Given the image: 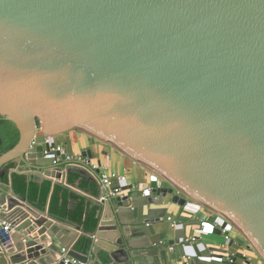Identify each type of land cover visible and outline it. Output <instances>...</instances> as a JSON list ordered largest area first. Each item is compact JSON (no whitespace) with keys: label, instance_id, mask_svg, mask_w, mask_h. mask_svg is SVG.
<instances>
[{"label":"water","instance_id":"95a60500","mask_svg":"<svg viewBox=\"0 0 264 264\" xmlns=\"http://www.w3.org/2000/svg\"><path fill=\"white\" fill-rule=\"evenodd\" d=\"M0 117L18 132L5 152L0 132V264H64L65 256L210 264L196 245L192 258L177 255L200 223L180 215L172 239L155 232L167 194L223 219L215 234L233 226L264 262V0H0ZM72 129L130 156L167 187L151 181L150 191L126 185L110 194L87 167L52 151L53 138ZM20 165L35 181L99 206L96 228L8 190L4 176L20 174ZM72 171L97 194L83 181L70 184ZM239 258L227 253L225 262Z\"/></svg>","mask_w":264,"mask_h":264},{"label":"crops","instance_id":"0c3cea01","mask_svg":"<svg viewBox=\"0 0 264 264\" xmlns=\"http://www.w3.org/2000/svg\"><path fill=\"white\" fill-rule=\"evenodd\" d=\"M53 140L55 144L60 145L63 148L66 154L71 155L72 157L82 156L83 153H85V156L88 157L87 152L89 151L90 153L89 159L92 164L100 163L110 171L117 172L120 175L121 174L126 175V182L122 184L121 187H124L126 185H134V186H139V185L142 186L146 184L148 185L151 181H157L160 186L167 187V184L158 176H156L152 171H150L149 169H147L146 167H144L143 165L132 159L130 156L115 149L114 147L104 142L103 140L91 136L87 132L81 131L79 129H72L56 135L53 138ZM16 169L20 171V174H23L25 173V171H27L25 165H20ZM11 175L12 174L7 173L4 176L5 177L4 181L8 183V187H7L8 190L12 189ZM28 178L34 181L36 180V177L28 176ZM43 181L44 180H42L41 182ZM80 183H81L80 178L76 177L74 179V184L76 186H80ZM54 186L57 187L59 185H53V184L51 185V189L45 201L44 207L41 208H45L49 206L52 190ZM82 188L86 189L92 195L97 194V188L93 183L90 184L89 182H85ZM68 191L76 194L70 189H68ZM174 193L179 194L176 191H174ZM181 196H183V194H181ZM171 197L172 195H168V194L165 195L163 200V205L160 206L166 208V213L162 215L160 223L153 225V228L156 233H160L161 237H164L166 233L168 239H172L174 237L173 232L176 228H172L169 224H167L163 220L164 216L167 215L172 216L174 219L182 215L189 217V220L192 222L200 223L199 227H196V225L192 226L193 229L192 233L199 237L196 240V242L184 247V251H185L184 255H182L180 252L177 253V255H179L183 260L188 256L192 258L195 255V249L193 247L194 245H196L198 250L202 254V261H208L210 264H228L225 262L226 261L225 256L227 255V253L232 254L239 252L242 254L250 255L253 257L254 261L263 264L259 255L252 250L248 242L242 237V235L236 232L234 227L229 228V231L231 233H229L227 237L223 232L222 234H215L213 233L215 224L221 223V220L218 219L217 215L207 210L205 207L200 205L195 200L187 198L186 196H183L187 200L185 208H182L177 203H173L171 201ZM81 198L84 200L85 208L87 210H91L92 207L97 206L91 200H88L83 197ZM67 202H68V206H67L68 209L73 208V206L77 203V199L68 198L67 196ZM97 207L99 211V206ZM208 215L210 217L206 221ZM179 226L181 225H178V227ZM36 229L37 228H35V230ZM190 230L191 228L189 227L186 232L187 237L190 234ZM229 241L232 242L231 246L229 245ZM224 248L226 249L227 253L223 257L217 256L219 254L215 253V251L217 249H224ZM211 254H213L214 256H210ZM90 259H94V255L92 253L90 254ZM243 261L244 259L239 258L235 264H242Z\"/></svg>","mask_w":264,"mask_h":264},{"label":"trees","instance_id":"16d2710c","mask_svg":"<svg viewBox=\"0 0 264 264\" xmlns=\"http://www.w3.org/2000/svg\"><path fill=\"white\" fill-rule=\"evenodd\" d=\"M0 132L2 133L4 139L2 152H5L16 144L18 140V132L11 122L6 121L1 117ZM76 177L80 178V180L84 183L89 182L91 184L90 181H87L75 171L69 173V183L74 184V179ZM11 183L12 189L17 194L27 197L29 201L40 207H44L52 185V183L47 180L38 183L23 174H12ZM84 183H82V187L84 186ZM67 196L68 198L77 199V203L73 206V208L68 209ZM49 211L54 215H60L61 217H65L76 224L82 225L83 229L86 231L94 230L98 223V207L95 206L92 207L91 210H87L85 208L84 200L80 196L68 191V188L64 186L53 187Z\"/></svg>","mask_w":264,"mask_h":264},{"label":"built area","instance_id":"2783aa9c","mask_svg":"<svg viewBox=\"0 0 264 264\" xmlns=\"http://www.w3.org/2000/svg\"><path fill=\"white\" fill-rule=\"evenodd\" d=\"M47 139L51 140V138H49V137H46V140ZM52 151H59L60 153H64L65 154V160L71 164L82 165V166L87 167L92 174H95L97 176V178H98L99 182L102 184V186L106 187L109 190V193L112 195L117 194L121 188V185L126 182V175H124V174L120 175L117 172L110 171L100 163L92 164L88 157H82V156L72 157L71 155L66 154L60 145L55 144L54 148H52ZM53 157H54V161H53L54 163H57L60 161L59 156L53 155ZM158 186H160V185L158 184ZM147 189H148V191L151 190L149 185H148ZM102 199H105V197L102 196ZM209 217L210 216L208 215L206 220H208ZM218 219L221 220V223L215 224V227H220L224 221L220 217H218ZM163 220L167 224H169L172 228L178 227L176 220L170 215L164 216ZM1 225L4 227L5 231H7L8 228L10 227V225L4 221L1 222ZM229 228H233V226L227 225V227L225 229H223L222 232L228 231L229 233H231L229 231ZM237 233H239V232H237ZM194 242H196V239H195V234H193V233L189 234L188 237L186 236L184 239L180 240V243L183 247L188 246L190 244H193ZM168 249H169V251H173V247H170ZM252 250L254 251L253 248H252ZM243 255H244V261L242 264H260L256 261H254V259H252V256L247 255V254H243ZM63 263L64 264H88V262L77 260V259L70 257V256H65L63 258Z\"/></svg>","mask_w":264,"mask_h":264},{"label":"flooded vegetation","instance_id":"af4514ba","mask_svg":"<svg viewBox=\"0 0 264 264\" xmlns=\"http://www.w3.org/2000/svg\"><path fill=\"white\" fill-rule=\"evenodd\" d=\"M1 136H2V133H1ZM2 138H3V136H2ZM3 141H4V139H3ZM3 145H4V142H3ZM3 148V147H2ZM2 151V150H1Z\"/></svg>","mask_w":264,"mask_h":264},{"label":"rangeland","instance_id":"374dc122","mask_svg":"<svg viewBox=\"0 0 264 264\" xmlns=\"http://www.w3.org/2000/svg\"><path fill=\"white\" fill-rule=\"evenodd\" d=\"M252 259H253V257H252ZM263 262V261H262ZM264 263V262H263Z\"/></svg>","mask_w":264,"mask_h":264}]
</instances>
